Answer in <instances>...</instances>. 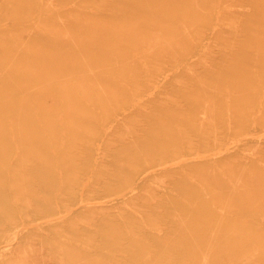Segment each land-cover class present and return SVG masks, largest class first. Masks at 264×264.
Returning a JSON list of instances; mask_svg holds the SVG:
<instances>
[{
    "label": "rangeland",
    "instance_id": "1",
    "mask_svg": "<svg viewBox=\"0 0 264 264\" xmlns=\"http://www.w3.org/2000/svg\"><path fill=\"white\" fill-rule=\"evenodd\" d=\"M0 264H264V0H0Z\"/></svg>",
    "mask_w": 264,
    "mask_h": 264
}]
</instances>
